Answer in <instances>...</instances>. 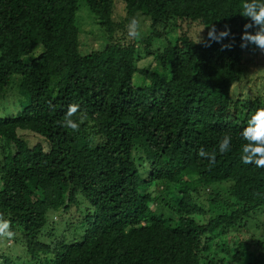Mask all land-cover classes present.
Segmentation results:
<instances>
[{
	"label": "trees",
	"instance_id": "16d2710c",
	"mask_svg": "<svg viewBox=\"0 0 264 264\" xmlns=\"http://www.w3.org/2000/svg\"><path fill=\"white\" fill-rule=\"evenodd\" d=\"M244 2L0 0V100L14 95L22 105L0 118V217L14 233L7 239L26 244V264H241L264 256L263 239L236 236L264 211V168L242 162L240 135L264 95L231 93L243 69L264 63L257 47H240ZM119 7L125 17L116 22ZM83 8L91 31L79 27ZM133 17L141 36L128 40ZM191 23L227 24L234 42L197 43ZM83 33L105 44L84 50ZM137 73L147 86L134 85ZM73 103L86 114L78 132L61 126ZM21 131L49 149L31 148ZM225 134L231 148L221 154ZM202 147L216 151L214 164L198 156ZM222 183H231L228 197L214 190ZM0 264L19 263L0 253Z\"/></svg>",
	"mask_w": 264,
	"mask_h": 264
},
{
	"label": "clouds",
	"instance_id": "9594fccd",
	"mask_svg": "<svg viewBox=\"0 0 264 264\" xmlns=\"http://www.w3.org/2000/svg\"><path fill=\"white\" fill-rule=\"evenodd\" d=\"M248 22L243 25L241 34V48H246L249 45H254L261 52H264V0H245L240 13ZM140 21L133 17L128 24V35L137 38L141 36ZM208 40H204L199 36L197 43H204L205 46H210L211 42H221L225 38L232 37L233 34L229 25L225 24L222 30H218L215 24L207 26ZM204 29V28H203ZM202 29V30H203ZM201 30V31H202ZM230 48L231 43L222 45ZM49 106L52 107L51 102ZM77 117V119H73ZM86 114L82 112L80 105L73 103L67 108L61 126L70 129L72 132H78L81 124L84 122ZM240 135L247 141L242 147L241 160L246 165H254L258 168H264V108H258L247 122ZM232 137L225 134L219 142V153H227L231 148ZM198 156L208 160L212 165L216 162V151H206L203 147L198 150ZM14 233L10 230V221L0 217V237L11 238Z\"/></svg>",
	"mask_w": 264,
	"mask_h": 264
},
{
	"label": "rangeland",
	"instance_id": "374dc122",
	"mask_svg": "<svg viewBox=\"0 0 264 264\" xmlns=\"http://www.w3.org/2000/svg\"><path fill=\"white\" fill-rule=\"evenodd\" d=\"M91 16L93 15L89 12L88 9L86 10L85 8H83L82 13L79 14L78 24L80 28L82 27L83 31H86V32L88 30L91 31L92 29L91 23H90L91 20L89 19ZM114 17H115L116 22L122 21L124 19L125 11L123 7H119L117 9L116 16ZM82 23L84 24V26H81ZM179 23L180 22L178 21L177 24ZM190 27L192 28V34L196 41H198L199 36L204 38V36L207 34L206 28L198 23H193V24L191 23ZM176 34H177V31H172L169 34V38H174ZM126 36L128 40H132L133 38L129 36L128 33ZM113 39H115V36L113 37ZM104 44L105 42L103 41L102 38H99L98 40H95V41H90L88 39V34L83 33L82 48L84 50H89L90 48L100 49L103 47ZM33 53L35 56L36 55L38 56L42 52L41 50H39ZM147 62L148 60H146V62L143 63V66H146ZM139 66H142V64L139 63ZM133 82H134V85L139 88L140 87L143 88L148 85V82L146 81V79L138 73L135 74ZM231 93L235 97H242L244 99H254L257 96L264 95V63L257 64L256 66H248L247 68L243 69L241 81L237 84H234V87L232 88ZM8 97L10 99L20 101V98H17L14 95L10 96L8 94ZM9 98H2L0 100V118L1 117H11L13 115H17L19 111L22 109V105L19 102L14 103ZM19 135L22 137L24 141L28 143V145L31 148L41 143L43 144V147L45 148L46 151L49 149L47 142L42 137L29 136L30 134H27L26 131H21ZM230 186H231V183H222L217 186L214 185V190L228 197ZM251 218L255 219L257 223L250 228V231L240 230L239 233L236 234L237 240L238 238H240L239 240H242V241L244 240V242H247V243L253 240H258V239L264 240V211L263 209L259 210L258 212H254L251 215ZM70 225L72 224H67V226H70ZM59 229L62 230V228H59ZM3 240L6 242H2V245L0 247V253H4L6 256L14 258L16 262L19 264H26L29 262L30 255L26 251V246H25L26 244H18V243L14 244L13 240H8L7 237H4ZM258 251L260 252L259 249ZM42 254L43 253H40L39 258L42 261H44L46 259H45V256ZM259 255L261 256L260 261H263L260 264H264V256L261 253ZM259 255L257 253L254 255L256 260L259 257ZM20 257L22 258V260H18ZM254 257L246 255L244 261H242L241 264L252 263Z\"/></svg>",
	"mask_w": 264,
	"mask_h": 264
}]
</instances>
